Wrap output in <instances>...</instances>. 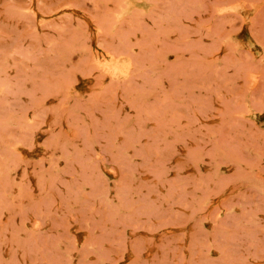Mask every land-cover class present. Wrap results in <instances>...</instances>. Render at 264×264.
Instances as JSON below:
<instances>
[{
    "label": "rangeland",
    "instance_id": "obj_1",
    "mask_svg": "<svg viewBox=\"0 0 264 264\" xmlns=\"http://www.w3.org/2000/svg\"><path fill=\"white\" fill-rule=\"evenodd\" d=\"M0 264H264V0H0Z\"/></svg>",
    "mask_w": 264,
    "mask_h": 264
},
{
    "label": "bare ground",
    "instance_id": "obj_2",
    "mask_svg": "<svg viewBox=\"0 0 264 264\" xmlns=\"http://www.w3.org/2000/svg\"><path fill=\"white\" fill-rule=\"evenodd\" d=\"M114 70H115V69H114ZM114 70H113V71H114Z\"/></svg>",
    "mask_w": 264,
    "mask_h": 264
}]
</instances>
